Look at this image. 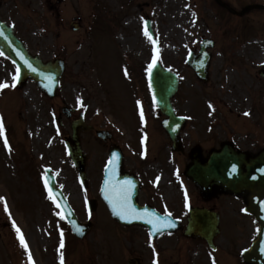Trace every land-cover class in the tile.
I'll return each instance as SVG.
<instances>
[{
  "label": "rangeland",
  "instance_id": "rangeland-1",
  "mask_svg": "<svg viewBox=\"0 0 264 264\" xmlns=\"http://www.w3.org/2000/svg\"><path fill=\"white\" fill-rule=\"evenodd\" d=\"M211 3L212 0H0L1 17L14 26L32 52L45 60L62 57L66 61L58 94L49 99L32 81L12 87L16 67L0 54V83L8 85L0 89V118L4 123V135L0 136L2 223L5 217L16 218L29 234L36 239L44 238L46 241L42 243L51 247L54 254L61 241L63 252L72 251L73 243L68 242L67 235L52 237L50 233L53 238L50 244L51 237L40 234L41 229L37 230V225L31 223L38 222L35 218L54 216L56 223L60 219L55 207L50 212L49 197L42 193L44 187L36 168L51 166L72 204L78 209L82 207V184L65 147V138L72 130L66 117L63 116V125L58 117L64 105L75 107L77 112L84 111L87 121L94 126L113 128L115 142L128 147L134 130L129 128L130 124L126 126L129 122L126 114L132 104H128V96L117 86L123 84L122 73L126 69L130 72V67L125 65L128 61L136 79L128 82L135 88L143 63H150L154 56L179 74L181 85L174 102L180 113H190L182 136L187 152L196 144L205 150L225 141L254 147L256 140L264 148V84L261 85L264 80L258 76L259 63L264 61V20L241 21L230 16L233 27H227L223 10L212 7ZM98 15L101 27L96 21ZM146 19L152 20L155 37L151 40L144 33ZM75 20L81 22L77 31L71 26ZM232 29L237 30L232 32ZM216 36L218 43L211 50L210 81L204 83L187 66L186 55L191 49L197 50L204 37L216 39ZM248 40V45L243 46ZM243 56L253 60V66L237 60ZM206 91L210 96L204 94ZM125 108L127 111L122 112ZM254 123L262 126L261 130L257 129V139L252 129L247 132V126ZM229 137L232 139L228 140ZM81 140L88 156V177L95 185L102 166L100 161L103 162L109 144L99 141L94 132L82 134ZM186 162L183 159V164ZM147 164L158 169L172 166L170 161L160 165L147 160ZM58 226L54 225V234ZM246 237L248 245L251 230ZM227 239L223 235L217 240L221 248ZM238 246L228 244L229 250L214 253V257L198 247L195 263L211 264L214 260L212 264H244L237 257ZM79 254L86 255L80 251L72 259H78ZM88 262L110 264L107 259L102 262L95 256Z\"/></svg>",
  "mask_w": 264,
  "mask_h": 264
},
{
  "label": "flooded vegetation",
  "instance_id": "flooded-vegetation-1",
  "mask_svg": "<svg viewBox=\"0 0 264 264\" xmlns=\"http://www.w3.org/2000/svg\"><path fill=\"white\" fill-rule=\"evenodd\" d=\"M254 3L264 4V0H242L241 5L244 7ZM259 12H264V10ZM147 70L148 68L145 69L143 67L140 73L139 81L144 87V74H146ZM144 87H142L143 91L145 90ZM140 107H144V104H141ZM136 119L138 121L141 119L140 111L139 114H136ZM243 150H246L249 155H255L257 154V145H254L253 151L247 148H243ZM126 166L128 168L124 169V171L127 172L129 170L130 173H135L140 180L138 190H135V186L132 185L130 191H128L130 203L135 206L134 209L137 212L143 213L147 210L149 214H155V216L149 215L145 219L135 220L145 221L152 219L154 222H158L156 221L157 217L159 221H162L161 215H170L173 218L179 219L182 224L186 223L188 216L185 215L183 208L181 194L182 176L180 169L172 170L169 173L170 180L168 185H166L160 179L153 176L152 172L145 169L144 166L141 169L133 168L135 162L129 158L126 160ZM136 167H140L137 162ZM103 171V169L100 171L93 190L84 195V206L79 213L80 219L83 222H91L93 228L90 234L84 239L73 238L71 252L65 250L64 253H57V256H55L51 247L46 249L45 244H42L43 241H46L44 238L37 237L36 239L23 226L19 224L15 225L10 220L2 223V218L0 217V264H61V256L63 257V264H87V254L92 255V248H94V256L97 258L100 256L102 262L104 255L105 257H109L108 251H110L112 254L116 252L114 258L118 262L137 259V264H195L191 254L199 242L195 239L185 238L181 230L174 233H162L158 237L152 238L146 227L140 225L126 226L112 217L102 194ZM119 195L116 194L115 197ZM197 198V206L206 207L219 213L220 210L224 211L226 209L222 214V222L228 224V229L234 227L235 222L233 220L237 218L241 219L242 213H246L247 196H234L217 188L211 201L204 200L200 195ZM88 200L95 201L96 209L93 213L89 212ZM231 204L232 212L234 213L229 214ZM49 209L51 212L52 207L50 205ZM42 215L43 213H41ZM231 215L233 217L232 219ZM228 219L229 221H227ZM35 220L40 222H31L37 225V230L39 229L38 225L46 226L45 230L48 236H50V233L52 237L56 235L54 234V216L50 218H35ZM17 227H19L23 234L28 248L22 246L20 234L16 231ZM45 230L42 228V233L40 234L45 235ZM52 237L49 239L50 244L53 243ZM88 241H90L89 245L87 243ZM200 242L206 245L204 241ZM40 244L44 250L39 248L41 246ZM80 251L86 255L80 256L79 254L78 259L77 257L72 259ZM29 253L31 254V258Z\"/></svg>",
  "mask_w": 264,
  "mask_h": 264
},
{
  "label": "water",
  "instance_id": "water-1",
  "mask_svg": "<svg viewBox=\"0 0 264 264\" xmlns=\"http://www.w3.org/2000/svg\"><path fill=\"white\" fill-rule=\"evenodd\" d=\"M78 24L74 25L75 29H78ZM0 29L3 30V34L0 35V50L11 58L18 66L19 69V79L17 82L20 85H23L29 78H32L39 88L46 92L48 95L53 96L56 92V89L59 85V80L64 70V64L61 60L49 61L44 63L39 56H32L24 43L15 36L13 29L8 27L5 23L0 20ZM205 55V53H204ZM198 58V57H197ZM194 54L188 59V63L194 67L197 74L203 78L207 79V67H208V58L203 57L201 60L197 59ZM27 60L31 63L32 67L36 69L33 71L25 63ZM49 77H51L49 79ZM150 83L154 97L158 105L163 109L164 113L172 116L173 110L171 107L170 99L177 90L178 79L176 74L170 72L169 70L162 67L160 64L154 66V70L150 74ZM172 122H176L172 120ZM84 126L83 123L76 122L74 124L75 135L72 139L76 148L71 150L72 158L77 163L82 174L84 173V155L81 152L80 142H79V129ZM119 159L114 157L108 165V177H111V170L116 169L119 166ZM244 163V160L241 156L236 155L235 153H229L226 149L221 150L218 153H214L210 160L206 164H201L199 160L194 159L193 165L191 167L192 176L196 181L202 183L203 186H207L208 182L205 180L207 176L211 175V178L216 180L219 177H229V184L234 189L238 191H244L249 189L252 195L257 194L263 197L261 202L264 205V160H253L252 162H247L251 164L248 166L247 172H242L241 166ZM214 168L215 172H206L204 169ZM235 168V171H233ZM245 178L247 182H245ZM49 184L53 186L52 178H48ZM244 186V188H241ZM262 189L261 191H258ZM59 197L62 198V195L58 192H55ZM63 206V205H62ZM64 212L70 223L72 224L73 231L77 232V219L73 213L64 208ZM210 226L207 225H193L190 228L192 233L197 236H204L205 233L209 231L210 235L216 234V226L211 231L209 230ZM259 238L250 251L246 253V259L255 261L259 263L262 261L264 263V257H261L258 253L259 244L264 242V239Z\"/></svg>",
  "mask_w": 264,
  "mask_h": 264
},
{
  "label": "snow or ice",
  "instance_id": "snow-or-ice-1",
  "mask_svg": "<svg viewBox=\"0 0 264 264\" xmlns=\"http://www.w3.org/2000/svg\"><path fill=\"white\" fill-rule=\"evenodd\" d=\"M144 33L150 40L152 39L151 34L149 33V31L147 29V26L144 29ZM2 34H3V30L0 29V35H2ZM153 43H155V41H153ZM158 58H159L158 56L153 57V64H155V62L158 60ZM25 63L33 71H36V69L33 68L31 63H29L27 60H25ZM50 78L51 77H49V79ZM18 79H19V69L17 68V75L14 77V80H18ZM7 86L8 85L6 82L0 83V89L5 88ZM11 86L15 87L16 85H15V83H13ZM141 117L143 118V112L142 111H141ZM3 135H4V123H3V118H0V136H3ZM4 144L6 146L8 145V139L6 136L4 137ZM233 171H235V168H233ZM128 184L130 185V182H128ZM49 192L51 193V189H49ZM49 198L54 199V197L51 195L49 196ZM0 199H3V198H0ZM109 201L112 204L113 209L116 211V214L119 215L122 219H129V218H131V219H145L149 215L155 216L154 213L149 214L147 212V210H145V212H143V213L137 212L130 203L128 189H123L121 194L115 200H113L111 197H109ZM5 207H7L6 204H5ZM57 214L59 215L60 213H57ZM156 221L159 222L160 227L170 226L169 223H167L165 221H159L158 217L156 218ZM148 222L150 224H153L154 220L149 219ZM16 231L18 234H20V242H21L22 246L24 248H28V244L25 241V238H24L23 234L21 233L19 227H17ZM61 247H63V241H61ZM29 256L31 258L30 253H29ZM61 264H63V257L62 256H61Z\"/></svg>",
  "mask_w": 264,
  "mask_h": 264
}]
</instances>
